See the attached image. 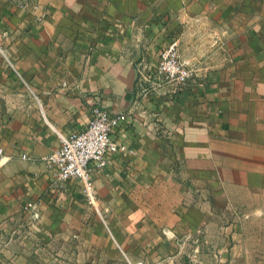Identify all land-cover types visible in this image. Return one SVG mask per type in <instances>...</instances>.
I'll use <instances>...</instances> for the list:
<instances>
[{"label":"crops","instance_id":"0c3cea01","mask_svg":"<svg viewBox=\"0 0 264 264\" xmlns=\"http://www.w3.org/2000/svg\"><path fill=\"white\" fill-rule=\"evenodd\" d=\"M0 29V264L98 251L80 242L92 206L77 186L53 187L40 160L95 105L125 115L111 136L129 149L91 175L112 252L254 264L249 232L219 206L264 198V0H37L31 13L0 0ZM173 40L198 78L141 94L137 68L152 70Z\"/></svg>","mask_w":264,"mask_h":264},{"label":"built area","instance_id":"2783aa9c","mask_svg":"<svg viewBox=\"0 0 264 264\" xmlns=\"http://www.w3.org/2000/svg\"><path fill=\"white\" fill-rule=\"evenodd\" d=\"M25 12H34L37 0H4ZM7 32L0 29V56L6 60V48L3 40ZM198 66L195 62L180 56L176 40L170 41L158 51L156 64L152 70L137 68V83L141 94L147 92V87H166L170 92L185 88L198 78ZM125 120V115L112 112L98 105L91 107L89 117L84 127L67 134L57 133L58 146L51 152L40 157L49 173V183L53 187H62L67 181H72L79 193L94 207V187L92 172L104 167L106 156L127 152L129 149L117 143L111 136L113 128ZM25 158L24 154L20 155ZM29 221L38 218V211L33 205L25 207ZM131 264H142L136 261Z\"/></svg>","mask_w":264,"mask_h":264},{"label":"rangeland","instance_id":"374dc122","mask_svg":"<svg viewBox=\"0 0 264 264\" xmlns=\"http://www.w3.org/2000/svg\"><path fill=\"white\" fill-rule=\"evenodd\" d=\"M68 185L76 186L72 181L66 182ZM84 198V197H83ZM91 207V205L89 204ZM219 208L222 210L223 214H232L239 216L237 221V226L242 231H248L250 236V242L252 244L251 248L253 249V260L254 264H262L261 261H264V198H259L257 200L247 201L246 203H242L241 205L231 204V205H220ZM97 207L94 206L89 210V214L94 216L93 222L90 226V232L92 234V238L88 240L85 238L86 232L83 231V238L80 239L82 243V247L87 244L92 243L95 248H98L92 258L87 260L85 253L82 251V254L79 256V262L77 264H127L125 260L118 253L115 254L112 251H115L113 248V241L109 234L102 227L99 219L96 217L97 213H95ZM89 238V236H88ZM69 243V242H68ZM109 246V250L112 252L108 254H104L103 250L100 248ZM70 255L67 253L61 255H55V258H61L65 262H69L68 257ZM56 261V260H53Z\"/></svg>","mask_w":264,"mask_h":264}]
</instances>
